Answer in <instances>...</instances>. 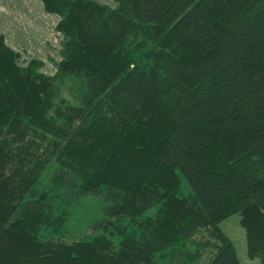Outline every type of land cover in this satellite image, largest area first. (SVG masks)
I'll return each mask as SVG.
<instances>
[{"label": "trees", "instance_id": "trees-1", "mask_svg": "<svg viewBox=\"0 0 264 264\" xmlns=\"http://www.w3.org/2000/svg\"><path fill=\"white\" fill-rule=\"evenodd\" d=\"M42 1L54 75L0 36V264H240L233 215L264 264V0ZM87 196L117 243L61 239Z\"/></svg>", "mask_w": 264, "mask_h": 264}, {"label": "crops", "instance_id": "crops-1", "mask_svg": "<svg viewBox=\"0 0 264 264\" xmlns=\"http://www.w3.org/2000/svg\"><path fill=\"white\" fill-rule=\"evenodd\" d=\"M114 8V0H92ZM57 14L46 11L42 0H0V36L8 48L20 55L25 66L39 61L40 71L54 75L61 60L63 37L56 30Z\"/></svg>", "mask_w": 264, "mask_h": 264}, {"label": "rangeland", "instance_id": "rangeland-1", "mask_svg": "<svg viewBox=\"0 0 264 264\" xmlns=\"http://www.w3.org/2000/svg\"><path fill=\"white\" fill-rule=\"evenodd\" d=\"M52 171L53 167L49 168L44 173L42 178V183L44 185L47 184L52 175ZM188 191V186L182 181L181 194L186 195ZM103 206V199L95 196L84 197L72 204L61 239L67 243H71L80 240H88L97 235H108L117 243L118 239L111 236L106 230L102 228L95 229L93 226L95 223L102 221ZM221 229L234 243L240 264H261L257 259L250 260L247 257L245 232L240 226L238 215H233L222 222ZM197 264H207V259L204 257L202 261Z\"/></svg>", "mask_w": 264, "mask_h": 264}]
</instances>
